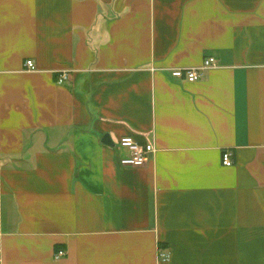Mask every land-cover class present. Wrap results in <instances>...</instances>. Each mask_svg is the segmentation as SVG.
Listing matches in <instances>:
<instances>
[{
	"label": "crops",
	"instance_id": "crops-1",
	"mask_svg": "<svg viewBox=\"0 0 264 264\" xmlns=\"http://www.w3.org/2000/svg\"><path fill=\"white\" fill-rule=\"evenodd\" d=\"M128 136L144 166L121 164ZM0 249L264 264V0H0Z\"/></svg>",
	"mask_w": 264,
	"mask_h": 264
},
{
	"label": "built area",
	"instance_id": "built-area-1",
	"mask_svg": "<svg viewBox=\"0 0 264 264\" xmlns=\"http://www.w3.org/2000/svg\"><path fill=\"white\" fill-rule=\"evenodd\" d=\"M218 67V60L214 56H210L205 59L204 63L199 67H186L176 68L172 70V75L177 78L186 79L187 81L194 82L203 78L204 71ZM26 68L30 71L36 70V64L33 59H27ZM69 78V73L63 71L58 77V83L62 84ZM122 147L128 149V155L121 158V164L126 167H141L144 166L150 159V157L156 152V148L153 143H141L135 140L133 137H124L119 143ZM222 162L226 166L233 165L232 153L227 150L223 153ZM66 255L65 250H59L55 254V258L59 259ZM158 257L161 260L167 261L171 255L169 252L160 251ZM0 264H2V251L0 249Z\"/></svg>",
	"mask_w": 264,
	"mask_h": 264
},
{
	"label": "water",
	"instance_id": "water-1",
	"mask_svg": "<svg viewBox=\"0 0 264 264\" xmlns=\"http://www.w3.org/2000/svg\"><path fill=\"white\" fill-rule=\"evenodd\" d=\"M103 142L104 143H107L109 145H112L114 146L115 144L111 141L110 137L108 135H106L104 138H103Z\"/></svg>",
	"mask_w": 264,
	"mask_h": 264
}]
</instances>
